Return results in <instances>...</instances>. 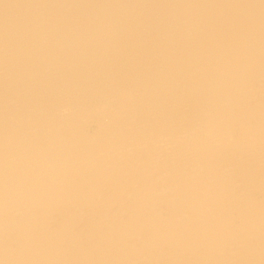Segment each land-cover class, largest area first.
<instances>
[{
	"label": "bare ground",
	"instance_id": "obj_1",
	"mask_svg": "<svg viewBox=\"0 0 264 264\" xmlns=\"http://www.w3.org/2000/svg\"><path fill=\"white\" fill-rule=\"evenodd\" d=\"M0 264H264V0H0Z\"/></svg>",
	"mask_w": 264,
	"mask_h": 264
},
{
	"label": "rangeland",
	"instance_id": "obj_2",
	"mask_svg": "<svg viewBox=\"0 0 264 264\" xmlns=\"http://www.w3.org/2000/svg\"><path fill=\"white\" fill-rule=\"evenodd\" d=\"M101 101V100H100ZM100 101H98V102H100ZM102 103V105L104 104V101H101L100 102V104ZM100 104H96L97 106H102V105H100ZM96 105H95V107H96ZM93 120H95V119H91L90 121L88 120L85 124H84V127H85V129L87 130V131H89V132H91V131H94V129L93 128H97V126H98V123H97V121H93ZM90 122V123H89ZM93 122V123H92ZM88 123V124H87ZM97 123V124H96ZM92 124V125H91ZM94 124V125H93ZM87 125V126H86ZM96 125V126H95ZM90 126V127H89ZM95 128V129H96ZM260 196V195H259ZM164 201H158V206L159 207H165V206H168V204L166 205V203H167V199L165 198V199H163ZM166 202V203H165ZM156 205V206H157Z\"/></svg>",
	"mask_w": 264,
	"mask_h": 264
}]
</instances>
